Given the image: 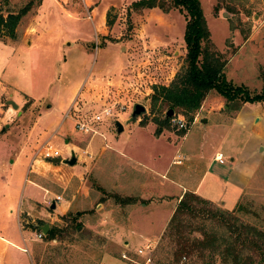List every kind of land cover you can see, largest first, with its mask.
Instances as JSON below:
<instances>
[{
    "label": "rangeland",
    "instance_id": "1",
    "mask_svg": "<svg viewBox=\"0 0 264 264\" xmlns=\"http://www.w3.org/2000/svg\"><path fill=\"white\" fill-rule=\"evenodd\" d=\"M31 1L35 3L33 9L16 29L21 31V39L14 41L0 35V214L9 208L11 200L20 199L21 195L43 201V192L34 190L32 183H24L30 159L37 161L32 167L33 182L47 187L52 196H63L70 203V209L65 220L62 217L53 220L55 216L52 218L49 213L54 211L49 210L48 204L45 209L36 206L43 213L37 214L40 216L36 222L38 227L49 224L61 229L56 241L47 242L44 238L36 242V264H102L105 257L118 259L115 264H129L121 260V242L115 245L110 238L98 234L103 227H91L83 218H96L91 211H96L98 201L94 203V194L87 190L89 185L92 187L94 176L90 174L89 179L80 181L71 166L50 163L51 158L45 157L50 153L52 158L71 159L76 153L64 149L66 141L78 142L93 136L76 129V121L111 110V118L94 125L105 137L103 143L117 149L119 146L149 166L153 148L149 133H154L156 128L191 133L190 143L197 144L203 155V166L206 160H213L217 151L228 156L226 151L232 146L238 147L250 160L253 142L264 136V117H259L262 128L252 130L249 126L244 134L241 129L227 128L231 124L228 116L232 109L241 107V101L230 104L232 109L227 106L224 112L228 114L223 117H209L206 129L202 124L193 126L189 122L191 115H181L191 125L186 130H178L170 122H164L165 113L151 112L154 87L171 85L185 67L186 18L179 10L164 12L152 8L138 12L132 5L140 0H42L41 4L38 0H8L6 6L18 11ZM200 1L212 42L225 53V58L231 59L227 70L229 80L234 79L238 86L245 84L253 91L262 90L264 82L258 77L264 76V48L251 42L236 55L234 49L240 48L246 33H257L256 37L261 36L264 41V0ZM3 2L0 0V7ZM107 17L113 26H108ZM93 70L97 72L91 75ZM207 100L211 104L218 100L228 103L216 92L209 94ZM136 103L148 111L138 119L141 124L129 123ZM254 109L250 107L244 114L250 121ZM193 116L194 121L199 117L197 113ZM117 121L125 128L121 133L117 131ZM52 134H55L54 143H49ZM248 136H252V141L247 148ZM204 137L207 139L201 148ZM96 138L103 141L101 137ZM223 143L220 150L219 145ZM255 150L262 162L254 189L244 192L232 212L211 203L193 202L195 213L181 215L177 220L179 227L167 231L160 239L148 238L155 247L153 264H236V254L241 264H264V141ZM100 159V169L109 174L117 166L122 168V181L132 183L135 195L141 190L136 180L140 178L141 184L148 179L147 172L128 165L111 151ZM110 180L106 181L110 185L97 184L109 188L113 184ZM117 196L125 201L122 204L125 211L116 207L114 213L123 218L128 205L137 199ZM167 205L161 209L167 210L170 207ZM154 217L157 219L160 213ZM25 219L26 223L33 220ZM151 229L154 234L156 228ZM27 233L32 239L37 237L36 228ZM246 238L251 239L248 245L244 243ZM145 244L142 239L132 243L129 256L143 262L138 251ZM228 249L233 255L226 263Z\"/></svg>",
    "mask_w": 264,
    "mask_h": 264
},
{
    "label": "crops",
    "instance_id": "2",
    "mask_svg": "<svg viewBox=\"0 0 264 264\" xmlns=\"http://www.w3.org/2000/svg\"><path fill=\"white\" fill-rule=\"evenodd\" d=\"M220 13L226 15L224 11ZM241 33L243 32L241 31ZM256 34L257 33L242 34L245 40L239 49H234L235 55L240 52L243 46L251 42L257 43L259 47L262 46V48H264L263 39L261 36L256 37ZM227 59L228 64L225 75L227 80L230 81L227 70L231 59ZM97 70H93L91 75L96 73ZM258 78L261 79V83L264 82V76ZM233 80L234 79L230 82L234 84ZM234 85L237 87L244 86L253 91L245 84L241 86ZM262 90L256 89L255 91L261 93ZM250 107L253 109L255 108L252 110L251 121L248 119V116L245 117L244 115L247 109L250 110ZM227 109L228 107L223 101L218 100L211 104L206 98L201 109L197 112L199 115L198 119L191 124L193 126L202 124L206 129L210 123L209 117L213 118L217 115L223 117V115L228 114V112H224ZM50 111L53 112L54 108ZM204 111L207 112L206 115L203 114ZM263 111L264 102L242 103L240 108L232 109V114L228 116V119L231 120V124L227 126L228 130L238 128L242 130V133L247 134L245 130H247L249 126L252 130L253 128L256 130L262 128L261 118L264 117ZM260 116L261 118H259ZM258 120H260V122H258ZM63 121L66 122L67 120L64 119ZM135 123L141 124L140 121ZM254 124H256V126ZM190 134L185 135L184 132L177 133L163 128H156L154 133H149L148 139L153 144L152 152L149 155L150 166L148 163L139 162L126 151L120 150L121 148L119 146H116L118 147L117 149L112 148V146L107 143H103L105 137L100 132L90 138L78 139V142L74 141L71 143L66 141L68 144H65L66 146L64 149L70 153L75 152L77 156L76 165L70 167L71 170H75V176L80 181L89 179L90 174L94 176L92 179L94 180L93 185L92 187L89 185L87 190H89L88 192L92 193V195L94 194L96 200L94 203L98 201L96 203V211H91L92 214L95 213L93 215L96 216V218L94 220H89L91 216L88 218L83 216V218L88 221L91 227H95L96 225H98V227H103L100 228L102 231L100 230L101 232L98 234H102L105 238H110L115 245L121 242V248H123L121 255H130L132 243L137 242L139 239L150 243L148 242L150 236H158V239L163 237L179 202L188 193L196 194L218 207L232 211L238 205L244 192L252 190V188L254 189V180L256 174L260 170V163L262 162V157L257 154L255 149L260 141H264V136L259 137L257 141L253 142V149L249 153L251 157L250 160L246 158L244 155L245 153L238 147H233L231 142V149L226 151L228 156L217 151L213 160H206L205 164L202 166L203 155L200 153L197 144L190 143L191 139H193V137L190 138ZM96 137H101L103 141H97ZM142 138L140 139L141 142H143ZM54 139L55 134H52L48 138L49 143H54ZM206 139V137L203 138L202 145L200 144L201 148H203V143ZM251 139L252 136H248L245 144L247 148L252 141ZM223 147L224 143L219 145L220 150ZM108 151L113 152L117 158L119 157L126 161L128 165L131 166V164H133L137 169L141 168L147 172L148 179H146L144 183H138L140 178L136 180L137 187L141 186V190L138 194L135 195V193L132 192V183L130 185L127 180L122 181L123 174H121V167L117 166L111 171V174H109L108 171L105 172L104 168L100 169V158ZM221 154L224 156L225 160L223 164L217 160V157ZM179 160H181V164L177 163ZM34 162L36 163L37 161L30 159L24 183H32L34 185V190L43 192V201L37 202L33 200L34 197L26 199L24 195H21L20 199L11 200L9 208L4 211L3 214H0V264H36L34 256L36 242H41L43 239L39 240L38 237L32 239L27 236V232L36 228L38 235L40 231V227L36 225L37 219H40V216L37 214L43 213L36 208L37 205H41L43 206L42 209H45V205L48 204L49 210L54 211L53 214L49 213L50 217H52V215L55 216V218L52 217L53 220H59L60 217L69 213L70 208L68 205L70 203L64 200L63 196L55 194L52 196L47 187L33 182L32 175L34 174V170L32 167L34 166ZM200 166L203 167L201 170L198 169ZM101 178L102 180H100ZM109 178L112 179L110 181L113 182V184L109 188H106L103 185H110L107 183L109 182ZM98 182L103 185H98ZM147 183L150 184V187H148ZM34 190L32 191L33 193ZM117 195L121 198L137 199L132 205H128L126 216H123V218L116 217L114 213L117 209L116 207H120L125 211V206H122L123 203L119 200V202L116 201L114 196ZM58 197H61V200L55 201ZM16 203L17 206L15 208L14 205ZM50 203L51 205H49ZM53 203L56 205L55 209H52ZM166 203H168L167 206L170 207L167 208V210H162L161 207ZM77 213L80 212L78 211ZM157 213H160V217L156 219L154 214ZM26 217H31L33 220L29 221L27 219L29 222L26 223ZM156 222H158V224L155 226ZM152 227L156 228L154 234H152ZM133 259L137 260L136 258ZM117 260L118 259L115 260L105 257L102 264H115ZM121 260H123L122 257ZM128 263L133 264L130 262Z\"/></svg>",
    "mask_w": 264,
    "mask_h": 264
},
{
    "label": "trees",
    "instance_id": "3",
    "mask_svg": "<svg viewBox=\"0 0 264 264\" xmlns=\"http://www.w3.org/2000/svg\"><path fill=\"white\" fill-rule=\"evenodd\" d=\"M41 1L38 0V4H41ZM7 2L8 0H4L2 7H0V35L18 41L21 39V31H16V29L21 20L31 12L35 3L31 1L20 10L13 11L6 6ZM132 7L138 12L152 8H160L164 12L176 9L182 12L186 18L184 39L187 44V54L185 67L182 72L176 75L171 85L155 86L151 95V112L153 114L156 111L165 113V123L170 122V119L166 118V113L169 110H174L175 114L179 115H191L189 122L193 123V115L201 109L211 92L221 95L228 102L227 106L230 109V104L237 101L242 103L264 102V88L261 93H258L244 86L237 87L227 80L225 70L228 59L212 42L200 0H140L134 3ZM215 10L219 12V7H216ZM107 23L109 27L114 24L108 20V17ZM114 197L117 202H125L118 196ZM193 202L210 203L196 194H186L179 202L166 232L174 227H179L177 220L181 215L195 213ZM67 215L63 216L62 219L65 220ZM59 235H61V229L50 226V230L44 238L47 242L56 241ZM250 241V238H246L244 243L248 245L251 243ZM254 246L257 245L254 244ZM232 255L233 251L228 249L225 255L226 263H228L227 258ZM234 258L236 264H241L239 255L236 254Z\"/></svg>",
    "mask_w": 264,
    "mask_h": 264
},
{
    "label": "built area",
    "instance_id": "4",
    "mask_svg": "<svg viewBox=\"0 0 264 264\" xmlns=\"http://www.w3.org/2000/svg\"><path fill=\"white\" fill-rule=\"evenodd\" d=\"M111 116H112L111 110L105 109L103 112H101V114L94 115L92 118H86V119L83 118L82 120H77L75 126H76V129H78L80 132L90 134V135H95L98 132H97V129L94 127V125L101 123L106 117L111 118ZM67 117H69V113ZM170 123L172 124V126L176 127L178 130H186L190 126V124L187 123L185 119L179 114H175L172 118H170ZM45 157L46 159H49V158H52V155L50 153H47ZM217 160L222 164L225 161L224 156L222 154L217 157ZM177 163L181 164V160H179ZM57 200L60 201L61 197H58ZM37 237L39 240H42L44 239L45 235L40 230L38 232ZM154 251H155V247H153L151 243H147L144 245L142 249H139L138 251V254L140 256H143L144 258L143 262L135 260L126 254L121 255V257L123 260H126L133 264H153V252ZM184 260H186V258H184Z\"/></svg>",
    "mask_w": 264,
    "mask_h": 264
},
{
    "label": "water",
    "instance_id": "5",
    "mask_svg": "<svg viewBox=\"0 0 264 264\" xmlns=\"http://www.w3.org/2000/svg\"><path fill=\"white\" fill-rule=\"evenodd\" d=\"M16 108H17V106H16ZM147 113H148L147 108L144 105H142L140 103L134 104L133 105V111L131 114V119H130L129 123L137 122L139 118L146 115ZM174 115H175L174 110H169L166 113V118L170 119ZM204 122H206V121H204ZM116 127H117V131L119 133L124 131V127H123L121 122L117 121ZM49 161H50V163H53V164H66L69 166H74V165H76V162H77V156L73 154L71 159H68V160L63 159L62 157H55V158H51ZM55 206H56L55 203H53L52 209H55ZM40 230L43 232L44 235H47L49 230H50V225L44 224L43 226L40 227Z\"/></svg>",
    "mask_w": 264,
    "mask_h": 264
}]
</instances>
